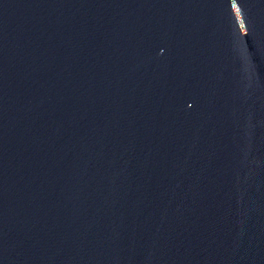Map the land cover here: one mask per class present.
Masks as SVG:
<instances>
[{
  "label": "water",
  "instance_id": "obj_1",
  "mask_svg": "<svg viewBox=\"0 0 264 264\" xmlns=\"http://www.w3.org/2000/svg\"><path fill=\"white\" fill-rule=\"evenodd\" d=\"M0 264H264V0H0Z\"/></svg>",
  "mask_w": 264,
  "mask_h": 264
}]
</instances>
